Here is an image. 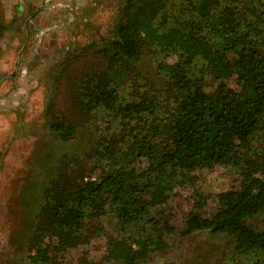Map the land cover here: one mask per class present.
Instances as JSON below:
<instances>
[{
  "label": "trees",
  "instance_id": "16d2710c",
  "mask_svg": "<svg viewBox=\"0 0 264 264\" xmlns=\"http://www.w3.org/2000/svg\"><path fill=\"white\" fill-rule=\"evenodd\" d=\"M156 48L178 60L153 80L140 65ZM96 53L100 62L78 78L74 105L109 117L93 155L98 172L79 177L72 155L62 156L34 215L33 262L57 264L52 250L86 242L87 222L106 213L120 234L105 257L122 264L166 251L165 236L176 232L224 233L242 253L264 252V229L249 223L264 212V0H125L114 36ZM133 79L141 90L125 95ZM46 115L51 134L71 141L72 125L53 107ZM218 165L241 178L212 212L197 200L180 229L159 216L183 180Z\"/></svg>",
  "mask_w": 264,
  "mask_h": 264
},
{
  "label": "rangeland",
  "instance_id": "374dc122",
  "mask_svg": "<svg viewBox=\"0 0 264 264\" xmlns=\"http://www.w3.org/2000/svg\"><path fill=\"white\" fill-rule=\"evenodd\" d=\"M124 3L0 0V264H44L29 257V237L36 223L34 215L44 202L41 190L57 177L65 153L72 155L67 162L77 176L98 172L93 155L109 117L103 118L99 110L81 111L74 102L78 78L100 62L96 50L114 36ZM150 51L140 65L141 74L158 80L164 66L178 60V55L160 48ZM228 83L235 87L233 80ZM139 84L133 79L124 87V94L140 91ZM49 107L72 125L71 141L58 140L49 131ZM240 178L235 167L198 169L157 208L158 214L180 229L197 200H206L203 211L212 212L218 195L237 185ZM249 223L264 229V212ZM85 228L86 242L52 250L57 264H122L105 257L111 237L120 234L116 217L106 213L87 222ZM165 239L170 244L166 251L136 264H259L264 259V252L242 253L224 233L183 236L176 232Z\"/></svg>",
  "mask_w": 264,
  "mask_h": 264
}]
</instances>
